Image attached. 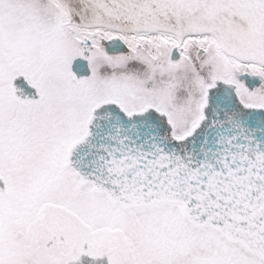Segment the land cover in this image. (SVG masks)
<instances>
[{
    "label": "snow or ice",
    "instance_id": "6c2138e0",
    "mask_svg": "<svg viewBox=\"0 0 264 264\" xmlns=\"http://www.w3.org/2000/svg\"><path fill=\"white\" fill-rule=\"evenodd\" d=\"M0 264H264V0H0Z\"/></svg>",
    "mask_w": 264,
    "mask_h": 264
}]
</instances>
